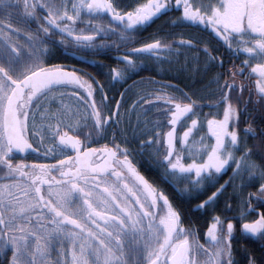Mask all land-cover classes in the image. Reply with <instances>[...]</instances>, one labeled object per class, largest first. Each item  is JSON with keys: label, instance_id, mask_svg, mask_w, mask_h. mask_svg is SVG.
Listing matches in <instances>:
<instances>
[{"label": "snow or ice", "instance_id": "1", "mask_svg": "<svg viewBox=\"0 0 264 264\" xmlns=\"http://www.w3.org/2000/svg\"><path fill=\"white\" fill-rule=\"evenodd\" d=\"M172 9L180 12L172 25L209 29L239 65L213 72L224 60L191 38L174 44L153 37L137 46L139 32ZM69 44L91 52L125 49L123 66L109 72L118 83L146 60L158 66L175 60L178 71L196 72L203 55L209 78L202 87L141 90L130 109L141 152L163 147L152 154L161 178L202 212L216 209L231 182L235 219L214 214L200 242L195 226L185 225L169 195L134 162L120 127L129 114L122 113L124 94L110 104L104 84L54 62L55 50ZM188 53L196 67L189 68ZM202 100L223 118H201ZM249 105L264 124V0H138L130 8L117 0H0V264H237V236L259 245V258L243 249L244 264H264V127L257 133L249 122L241 135ZM153 109L159 115L149 120ZM249 138L259 140L260 163ZM30 154L44 161L27 162ZM226 170L232 177L218 184ZM245 182L256 190L245 194Z\"/></svg>", "mask_w": 264, "mask_h": 264}, {"label": "flooded vegetation", "instance_id": "2", "mask_svg": "<svg viewBox=\"0 0 264 264\" xmlns=\"http://www.w3.org/2000/svg\"><path fill=\"white\" fill-rule=\"evenodd\" d=\"M138 2V0H117V3L120 4L122 8H130L131 6L135 5ZM180 15V12L172 9L168 11L166 15L162 14L158 18H155L152 23H150L148 26H146L144 29H142L137 37V46H139L140 43L150 41L153 37H165L170 40V42L178 43V41L183 38V39H193L194 41H201L203 44H207L209 47L214 49V55H217L221 57L224 60V66L223 68L216 66L213 69V72H226L228 68L232 66L233 63L239 65L240 59L235 57L230 50H228L222 42L218 41V39L215 37L213 33L209 29H205L203 26H190V25H183V26H175L171 24V21L173 19H176ZM31 27L34 29L36 25L33 23L31 24ZM112 40H115V37H112L111 40L108 41L109 44L112 43ZM203 44L200 46L203 47ZM184 49L181 50V56H180V63H184ZM125 52V49H117L115 47L111 48H105L96 52H91L87 50H78L74 48L71 44L67 46V48L64 47H59L55 50V56H54V62L59 63L66 68H75L78 72L82 73L85 75L86 79L90 80H95L99 81L101 84L105 85V91L109 95V103L111 104L112 100L115 99V94L114 92L116 90H121L122 93L124 94V91L126 90L127 87H129L131 84H133L135 81L131 80L128 78L126 82H116V81H110L109 80V72L110 69L113 67L120 66L122 67L123 65L118 64V58L122 56ZM70 53L80 56V58H83L84 61H80L76 59L75 57L71 56ZM193 53H188L189 56V65L193 64L191 61V56ZM203 61L204 57L201 54L200 55V63L198 66L199 75H204V68H203ZM167 63L163 64L162 66H158L154 60H146L141 68L142 71L144 70L148 65H151L155 67L156 69H160L162 67L164 69V65ZM194 65V64H193ZM173 68L176 70L173 72V79L178 78L179 71L177 70V66L175 63V60H173ZM160 71V70H159ZM247 74V73H246ZM209 77L205 76L203 77L202 80H200L202 83H206L207 79ZM199 81V80H198ZM246 84L249 83L247 80L244 81ZM158 83L160 85H174L176 84L170 83L165 80H158ZM177 87V86H176ZM245 99L248 98L247 92L244 94ZM97 100H99V94L97 93ZM118 100L120 99L117 98ZM206 108L203 109V115L207 116H222V111H217L216 108L214 107L213 104H206ZM201 110V107L199 111ZM249 111L251 113V118L247 114L242 115L241 118L243 119V124L239 128L241 131V135H243V129L247 126V123L251 122L254 127L257 128V133H259L260 127H264V124H261V119H260V112L258 107L253 110V105H249ZM179 133V131H178ZM109 140H101L99 143H93L92 146L94 147H99L103 143H108ZM248 141L251 142V148H253V158L260 163L261 162V157L258 156L260 155L259 152V140L258 139H252L249 138ZM247 141V142H248ZM22 157L18 156L17 159H20ZM27 160L29 163H34V162H43L44 158L39 156L38 154H30L27 157H23ZM231 170H226V172L220 174V179H221V184L225 183V181H229V178L232 177V171L229 173ZM240 180L235 181V185L238 187L240 185ZM255 187H249L247 185V182H245L244 186V192L245 194L249 191H255ZM235 196L233 192V186L231 182H229L227 186V190L224 194V196ZM237 199V197H236ZM238 204V200L236 202ZM255 207L259 208V205H254ZM233 210H235L236 215L234 216H227L229 219H235L238 216V210H237V205H233L232 207ZM259 210L264 211V208H259ZM255 213L250 215V219L254 218ZM205 230L202 232L200 235V242L204 243L205 240ZM234 246L237 245V247H240L241 250L243 251V247L245 244H252L255 249V254L259 258V245L258 244H253L249 241H244L242 240L239 236H237V239L234 240L233 242Z\"/></svg>", "mask_w": 264, "mask_h": 264}, {"label": "trees", "instance_id": "3", "mask_svg": "<svg viewBox=\"0 0 264 264\" xmlns=\"http://www.w3.org/2000/svg\"><path fill=\"white\" fill-rule=\"evenodd\" d=\"M183 65V63H180ZM170 66L169 64L164 65L163 71H159L155 67L148 65L144 70L138 71L136 73L130 74V79L135 81L133 84H131L129 87L126 88L124 91V99L122 101V113L124 112V109H129V114L124 118L122 124L120 125L121 128H126V135L129 142V146L134 150L133 152V159L134 162L137 163V166L142 174L146 176L150 181L156 183L159 185L166 194L169 195V197L172 199L173 203L179 208V210L182 213V216L185 221V225L188 226L189 222H191L192 225L195 226V228L198 230L199 234L201 235L204 230L206 231L208 225L211 222V218L214 214H220L224 217L227 216H234L236 215L235 210L233 209H225L224 202L228 201L232 203V205H237V199L235 196H222L220 198V202L216 209L208 210V211H199L194 210L195 209V203L197 202L194 199H190L186 196L181 197L176 193L172 185L166 183L161 178V169L156 165L155 160L153 159L152 154L155 152L156 148H159L161 151H163V147L160 145H156L155 148L149 149L147 146H145L143 152H141L139 147V132H138V126H137V118L136 113L132 112L130 109V105L134 102V100L137 98V93H139L141 90L147 91L153 88H158L162 85L158 83V80H165L170 83H175L176 86L185 91L190 92L193 88L199 89L202 87V82L200 80L203 79L204 75H199V69L197 68L196 72L193 71H179L178 78L173 79V72L176 70ZM196 67V65L190 64L189 68ZM152 80L154 83H149V81ZM199 80V81H198ZM166 85V84H165ZM171 85V84H168ZM174 86V85H171ZM174 86V87H176ZM122 93L121 90H116L114 92L115 99L118 100L119 94ZM176 95H179V92L175 93ZM201 104V118H203V109L206 108V104H210L206 100L200 101ZM145 108H152L151 105H145ZM142 112V110H138ZM149 120L154 119L156 116L159 115L154 109L152 111H149L146 113ZM209 116V118L213 117ZM217 119H221L222 116L218 115L215 116ZM141 119L143 120V115L141 116ZM243 124V119H240L239 128ZM181 130L179 129V132ZM206 125L204 126V131L200 132V135H205L206 133ZM196 140H199V136L196 137V134L194 135ZM206 138V137H205ZM122 138L119 135V132L117 131V142H120ZM207 143H211V140ZM248 146H251V142L248 141ZM177 147L179 148V144H177ZM260 152V151H259ZM261 157V154L258 155ZM231 171H229L230 173ZM218 184H221V179L219 178ZM247 247L250 251H252L255 254V249L252 244H245L243 249ZM235 250V260L237 264H244V251L241 250L240 247H237V245L234 246ZM256 255V254H255Z\"/></svg>", "mask_w": 264, "mask_h": 264}, {"label": "rangeland", "instance_id": "4", "mask_svg": "<svg viewBox=\"0 0 264 264\" xmlns=\"http://www.w3.org/2000/svg\"><path fill=\"white\" fill-rule=\"evenodd\" d=\"M135 1V0H134ZM223 118V117H222ZM221 118V119H222ZM207 130V129H206ZM193 135H195V133L193 134ZM196 137H197V135H196ZM206 138H205V142H209L210 140H211V143H214V139H211L210 137H208V136H205ZM196 139H198V138H196ZM184 162H190V159H189V157H187V156H185V160H184Z\"/></svg>", "mask_w": 264, "mask_h": 264}, {"label": "water", "instance_id": "5", "mask_svg": "<svg viewBox=\"0 0 264 264\" xmlns=\"http://www.w3.org/2000/svg\"><path fill=\"white\" fill-rule=\"evenodd\" d=\"M71 56L75 57L76 59L80 60V61H84L83 58H80V56L74 55L72 53H70ZM179 126L177 128V132H178Z\"/></svg>", "mask_w": 264, "mask_h": 264}]
</instances>
